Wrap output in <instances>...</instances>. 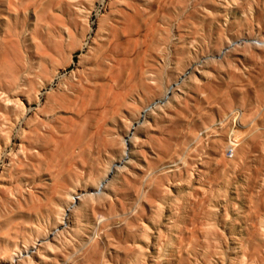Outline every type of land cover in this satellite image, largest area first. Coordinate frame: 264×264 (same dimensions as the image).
Here are the masks:
<instances>
[{"label": "rangeland", "instance_id": "rangeland-1", "mask_svg": "<svg viewBox=\"0 0 264 264\" xmlns=\"http://www.w3.org/2000/svg\"><path fill=\"white\" fill-rule=\"evenodd\" d=\"M9 1L0 86L32 100L10 132L0 101V253L45 231L38 264H264V0Z\"/></svg>", "mask_w": 264, "mask_h": 264}, {"label": "bare ground", "instance_id": "bare-ground-1", "mask_svg": "<svg viewBox=\"0 0 264 264\" xmlns=\"http://www.w3.org/2000/svg\"><path fill=\"white\" fill-rule=\"evenodd\" d=\"M11 1V0H10ZM10 1H9V3H10ZM24 3V2H23ZM6 6H7V4H6ZM10 6V5H9ZM29 7V6H28ZM27 7V8H28ZM51 7V6H50ZM38 9V8H37ZM27 10V9H26ZM49 10V9H48ZM113 12V11H112ZM35 13V12H34ZM22 19V18H21ZM20 19V20H21ZM49 19V18H48ZM58 23V22H57ZM47 24V23H46ZM49 24V23H48ZM66 24V23H65ZM49 31V30H48ZM58 31V30H57ZM13 35V34H12ZM14 35H16V34H14ZM47 35V34H46ZM46 37V36H45ZM55 37H56V35H55ZM21 38V37H20ZM57 38V37H56ZM13 39H15V38H13ZM49 39H50V37H49ZM73 41V40H72ZM41 42V41H40ZM1 43V42H0ZM45 43V42H44ZM49 43V42H48ZM261 43V42H260ZM42 45V44H41ZM5 47V46H4ZM12 47H13V45H12ZM39 47V46H38ZM47 47V46H46ZM260 48V47H259ZM11 49V48H10ZM12 50V49H11ZM77 50V49H76ZM19 51V50H18ZM55 52H57V51H55ZM13 53V52H12ZM10 54V53H9ZM8 54V55H9ZM43 54V53H42ZM64 54V53H63ZM36 55V54H35ZM47 55V54H46ZM61 55V54H60ZM10 56V55H9ZM31 56V55H30ZM44 56H45V54H44ZM15 53H14V59H15ZM34 57V56H33ZM9 58V57H8ZM42 58V57H41ZM13 59V60H14ZM27 59H28V57H27ZM43 59H44V57H43ZM4 60H6V59H4ZM15 61V60H14ZM33 61V60H32ZM5 63L3 62V64H1V65H4ZM21 64V63H20ZM22 64H23V62H22ZM0 65V66H1ZM14 65H15V62H14ZM20 66V65H19ZM45 66V65H44ZM9 68V67H8ZM13 69V68H12ZM46 69V68H45ZM79 69V68H78ZM11 70V69H10ZM9 70V71H10ZM48 70V69H47ZM5 71V70H4ZM21 71L22 70H20V73H21ZM49 71V70H48ZM47 72V71H46ZM142 72V71H141ZM45 73V72H44ZM47 74V73H46ZM106 85H107V83H106ZM105 86V85H104ZM106 87V86H105ZM110 88V87H109ZM84 92V91H83ZM32 93H33V95L36 97V98H38L37 96H38V91H35V90H32ZM86 93V92H85ZM83 94V93H82ZM102 94V93H101ZM108 94H109V92H108ZM110 95V94H109ZM109 95H107V96H109ZM106 98H108V97H106ZM25 99H26V102L28 103V104H31V100H32V96H31V94H29L28 96H26V98L24 97V99H23V97H21V95H18V94H14V93H11V92H8V91H6L2 86H0V101H2V102H4L5 103V105H6V107H8V108H11V109H13L14 110V116H9V115H7V114H2L3 116H2V118L5 120V121H7V123H8V125H9V130H8V132H10L13 128H15L23 119H26V113H27V104H26V102H25ZM125 100V99H124ZM77 103V102H76ZM78 104V103H77ZM76 104V105H77ZM85 105V104H84ZM153 108V107H152ZM40 109V108H39ZM51 109H52V107L51 106H49L48 107V111L47 112H44V113H46L47 115H50L49 114V112H51ZM54 111V110H53ZM37 114V113H36ZM0 115H1V113H0ZM28 120V119H27ZM69 120V119H68ZM70 120H71V118H70ZM70 120H69V122H70ZM75 121V120H74ZM72 122V121H71ZM70 122V123H71ZM79 124V123H78ZM74 125V124H73ZM76 125V124H75ZM21 126V125H20ZM69 127V126H68ZM71 129H73V128H71ZM84 131V130H83ZM26 133H27V129L26 128H21V134H22V136H25L26 135ZM79 133V132H78ZM235 135H236V133L235 132H232V134L230 135V136H228L227 138H226V145H227V147H228V149H232L233 147H234V145H236V143H235V141H234V139H235ZM73 136H75V135H73ZM29 137V136H28ZM53 138V137H52ZM54 140V139H53ZM14 141H16V140H14ZM18 141V140H17ZM9 143H10V136H9V134H7V137H6V142L5 143H0V150H1V148H3L4 147V145L5 146H7V145H9ZM19 143V144H18ZM17 144L18 145H16V147L12 150V154H11V161H13L14 160V158L18 155V153H17V150L19 151V153L21 154V155H23L24 157L26 156V154H27V152L28 151H31V148H28L27 147V144H26V142L23 140V139H20L19 140V142H18ZM53 143H54V141H53ZM65 144V143H64ZM63 144V145H64ZM53 145V144H52ZM65 146V145H64ZM130 146V145H129ZM9 147V146H8ZM64 149V148H63ZM66 149V148H65ZM128 150V149H127ZM74 153V152H73ZM8 161V160H7ZM28 162V161H27ZM34 163H35V161H34ZM55 165V164H54ZM2 167H4V166H2ZM27 167V166H26ZM55 167V166H54ZM72 167V166H71ZM167 167V166H166ZM165 167V168H166ZM1 168V167H0ZM69 169V168H68ZM0 172H4V171H0ZM164 173H165V171H163ZM186 172V171H185ZM51 173H52V171H51ZM58 173V172H57ZM52 176V175H51ZM57 176V175H56ZM52 178V177H51ZM92 178V177H91ZM111 178V177H110ZM149 178V177H148ZM52 180V179H51ZM111 180V179H110ZM86 181V180H85ZM89 182V181H88ZM142 182V181H141ZM140 182V183H141ZM53 183V182H52ZM57 183V182H56ZM87 183V182H86ZM7 184V183H6ZM145 184V183H144ZM100 185V184H99ZM138 186V185H137ZM147 186V185H146ZM151 186H152V182H151ZM59 187V186H58ZM62 187V186H61ZM60 187V188H61ZM129 187V186H128ZM5 188V187H4ZM60 188H59V190H60ZM109 188H110V185H108L107 186V189H106V191L105 192H103L102 194H101V196H99V198H102V197H108V196H110L109 195V192H108V190H109ZM137 188V187H136ZM151 188V187H150ZM138 189V188H137ZM138 190H140V189H138ZM143 191V190H142ZM52 193V192H51ZM73 193H76V191L75 192H73ZM143 193V192H142ZM57 195H58V193H57ZM253 195V194H252ZM251 195V196H252ZM8 196V195H7ZM141 196V195H140ZM250 196V197H251ZM78 197V196H77ZM142 197V196H141ZM11 198V197H10ZM52 198V197H51ZM50 198V199H51ZM75 198V197H74ZM259 198V197H258ZM17 199V198H16ZM80 202H78V201H76V204L74 203V201H73V195L70 193V194H67L66 195V198L64 199V201H63V203H64V205L62 206V205H60V206H58L55 210H54V215L56 216L55 217V219H54V222H50V225H51V229L50 230H56V229H58L59 227H60V225H61V222H62V220H63V218H64V216L67 214V212H68V209L72 206V205H74V207H73V209L71 210V214H72V216L74 215V217L75 218H79V215H80V212H81V209H82V206H83V204H85V203H88V202H93V201H95L97 198L94 196V195H91V194H88V192H86L85 193V195H82L81 197H80ZM139 199V198H138ZM75 200H77V199H75ZM121 202V201H120ZM123 202V201H122ZM51 206V205H50ZM123 206V205H122ZM49 207V206H48ZM50 209V208H49ZM133 210V209H132ZM29 212H31V211H29ZM46 212V211H45ZM32 213V212H31ZM35 213V212H34ZM37 213V212H36ZM135 213V212H134ZM132 214V213H131ZM128 215V214H127ZM99 217H101V216H99ZM129 217H130V215H129ZM52 218V217H51ZM66 218V217H65ZM115 219V218H114ZM104 221H106V220H104ZM65 222V221H64ZM101 222V220L99 221V223ZM103 222V221H102ZM99 223H98V225H99ZM185 225H186V222L184 223ZM253 224V223H252ZM72 225V224H71ZM118 226V225H117ZM184 227V226H183ZM98 228V227H97ZM96 228V229H97ZM254 228V227H253ZM62 229V228H61ZM64 229V228H63ZM146 230H147V228H146ZM43 233H41V239L44 241L43 243H42V245L41 246H37L36 248H35V242L34 243H31L29 240H28V242H25V245L23 246V248L19 245V244H15L14 245V247H13V249L11 250V251H4L3 253H0V264H38V261H39V258L40 259H42L43 260V258L42 257H44V258H46V255L44 254V252H45V249L48 247L49 249H51V250H56L57 248H58V246H57V243H55V241L53 242V240H49V234L47 233V232H45V231H42ZM58 239H59V235H66V233H69V231L68 230H66V231H64V232H62V233H60V231H58ZM6 234H8V233H6ZM95 234V233H94ZM53 238V237H52ZM47 240V241H46ZM38 243V242H37ZM242 243V242H241ZM89 244V243H88ZM244 244V243H243ZM23 245V244H22ZM38 245V244H37ZM106 246V245H105ZM242 246H244V245H242ZM32 248H35L36 250H37V254H29V251L32 249ZM241 248V247H240ZM82 250V249H81ZM96 250V249H95ZM105 250H106V248H105ZM97 251V250H96ZM24 252H27L28 253V256L27 257H25V255H24ZM159 252V251H158ZM253 252V251H252ZM129 254V253H128ZM95 255V254H94ZM93 255V256H94ZM55 260H57L56 258H55ZM245 260H246V258H245ZM244 264H246V263H244Z\"/></svg>", "mask_w": 264, "mask_h": 264}]
</instances>
